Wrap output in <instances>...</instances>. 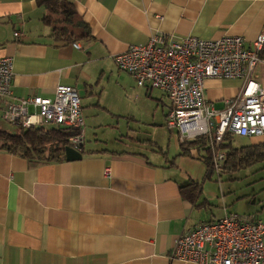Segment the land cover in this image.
I'll list each match as a JSON object with an SVG mask.
<instances>
[{
  "label": "crops",
  "instance_id": "1",
  "mask_svg": "<svg viewBox=\"0 0 264 264\" xmlns=\"http://www.w3.org/2000/svg\"><path fill=\"white\" fill-rule=\"evenodd\" d=\"M42 1L0 0V58L12 59L15 100L53 99L59 85L76 90L82 158L36 164L0 142V264H197L170 257L184 233L227 215L264 221V187L222 174L258 162L214 164L217 152L262 145L264 134L245 137L241 147L228 134L216 153L209 139V151L183 143L167 126V95L138 87L114 60L156 34L174 41L240 36L249 48L264 33V0H65L64 21H46ZM68 18L83 21L88 36L58 38L54 29ZM262 59L256 73L264 86V52ZM242 86L206 79L205 96L222 109ZM2 106L0 130L8 132Z\"/></svg>",
  "mask_w": 264,
  "mask_h": 264
},
{
  "label": "built area",
  "instance_id": "2",
  "mask_svg": "<svg viewBox=\"0 0 264 264\" xmlns=\"http://www.w3.org/2000/svg\"><path fill=\"white\" fill-rule=\"evenodd\" d=\"M263 52L264 33L249 48L240 36L214 40L187 36L174 41L156 34L146 44L131 45L116 54L114 60L121 71L134 77L138 87L157 88L167 95L171 101L167 126L178 130L183 143L207 137L216 153L228 134H264V86L256 73ZM12 78V59L0 58L2 119L24 129L43 125L69 129L74 133L69 146L77 149L85 122L76 90L59 85L53 99L31 96L15 100ZM211 78L242 80L241 92L217 109L205 96V81ZM224 158L222 152L216 153V168ZM105 173L110 174V168ZM170 257L197 264H264V221L227 215L201 223L175 241Z\"/></svg>",
  "mask_w": 264,
  "mask_h": 264
},
{
  "label": "trees",
  "instance_id": "3",
  "mask_svg": "<svg viewBox=\"0 0 264 264\" xmlns=\"http://www.w3.org/2000/svg\"><path fill=\"white\" fill-rule=\"evenodd\" d=\"M42 3L48 9L50 16L57 15V20L64 21L66 18L65 0H43ZM72 10V9H71ZM69 12L75 14V11ZM69 24L57 25L54 32L58 38L80 39L88 36V27L83 21H76L75 18H68ZM73 131L55 125H46L24 129L20 127L19 133H9L0 130L1 148L13 154L20 155L32 163L61 162L65 160V150L69 146V138ZM192 144H201L199 147L209 151L208 138L199 137L190 140ZM225 146V145H223ZM264 160V144L256 147H243L241 149L228 148L225 155L227 168H245L256 162Z\"/></svg>",
  "mask_w": 264,
  "mask_h": 264
},
{
  "label": "rangeland",
  "instance_id": "4",
  "mask_svg": "<svg viewBox=\"0 0 264 264\" xmlns=\"http://www.w3.org/2000/svg\"><path fill=\"white\" fill-rule=\"evenodd\" d=\"M7 125L9 126V131H8L9 133H13V134L19 133L20 127L8 123ZM248 141H249L248 138L235 136L232 142L234 147H241L248 145L249 143H246ZM222 174H225L223 177L228 176L229 179H231V181L234 183L243 182L245 184L249 183V187L254 185H256V188L264 187V161L258 162L257 164H255L250 168L242 169L232 174H228V173H222Z\"/></svg>",
  "mask_w": 264,
  "mask_h": 264
},
{
  "label": "water",
  "instance_id": "5",
  "mask_svg": "<svg viewBox=\"0 0 264 264\" xmlns=\"http://www.w3.org/2000/svg\"><path fill=\"white\" fill-rule=\"evenodd\" d=\"M82 158L81 152H79L76 148L68 146L65 150V159L67 161H75L80 160Z\"/></svg>",
  "mask_w": 264,
  "mask_h": 264
}]
</instances>
